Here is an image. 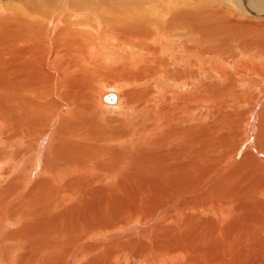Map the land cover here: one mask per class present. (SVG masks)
<instances>
[{"label":"bare ground","instance_id":"1","mask_svg":"<svg viewBox=\"0 0 264 264\" xmlns=\"http://www.w3.org/2000/svg\"><path fill=\"white\" fill-rule=\"evenodd\" d=\"M0 10V264H264V0Z\"/></svg>","mask_w":264,"mask_h":264},{"label":"rangeland","instance_id":"2","mask_svg":"<svg viewBox=\"0 0 264 264\" xmlns=\"http://www.w3.org/2000/svg\"><path fill=\"white\" fill-rule=\"evenodd\" d=\"M5 3H8V0H2ZM1 1H0V5H4ZM3 11L0 10V16H3ZM95 54V53H94Z\"/></svg>","mask_w":264,"mask_h":264}]
</instances>
